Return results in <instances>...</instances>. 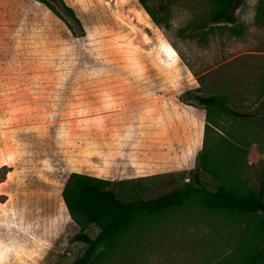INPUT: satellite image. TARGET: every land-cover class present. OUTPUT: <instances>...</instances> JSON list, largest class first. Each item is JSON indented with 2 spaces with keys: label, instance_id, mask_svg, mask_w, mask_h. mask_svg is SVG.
Wrapping results in <instances>:
<instances>
[{
  "label": "rangeland",
  "instance_id": "obj_1",
  "mask_svg": "<svg viewBox=\"0 0 264 264\" xmlns=\"http://www.w3.org/2000/svg\"><path fill=\"white\" fill-rule=\"evenodd\" d=\"M63 1L77 35L38 0H0V264H68L85 246L73 235L97 234L62 200L70 172L107 178L122 199L154 197L191 178L203 140L225 136L245 147L228 181L264 186L258 0L205 25L211 0H143L158 24L138 0ZM194 92L251 116L208 114ZM247 217L188 202L138 221L98 264H236Z\"/></svg>",
  "mask_w": 264,
  "mask_h": 264
},
{
  "label": "trees",
  "instance_id": "obj_2",
  "mask_svg": "<svg viewBox=\"0 0 264 264\" xmlns=\"http://www.w3.org/2000/svg\"><path fill=\"white\" fill-rule=\"evenodd\" d=\"M38 1L58 16L73 35H77V30L83 31L80 18L63 0ZM138 1L150 15L151 20L158 24V20L145 6V2ZM236 1L211 0L210 10L198 24L205 25L222 19L233 21L230 10ZM255 19L264 22V0L257 2ZM191 97L202 105L208 114L215 112L240 119L251 116L249 112L231 106L228 103V96L224 93L203 95L194 92ZM244 155L245 147L225 136L218 138L215 149L207 147L203 140L198 164L187 182L154 197H136L128 200L117 195L110 187L112 182L107 178L83 172H70L61 192L62 200L73 217L80 215L87 222L96 225L99 230L94 237L83 231L73 235V240L81 241L85 246L68 264H98V260L106 251L111 250L117 240L138 221L157 216L188 202L230 215L248 216V236L244 237L233 252L235 261L236 264H264V186L252 189L228 181V177ZM200 169L217 180L218 184L214 189L208 188L200 178ZM258 216L259 218H254ZM99 247L102 248L98 250Z\"/></svg>",
  "mask_w": 264,
  "mask_h": 264
}]
</instances>
